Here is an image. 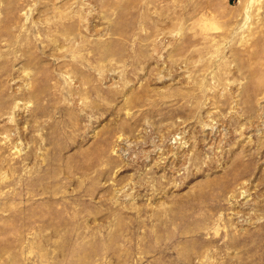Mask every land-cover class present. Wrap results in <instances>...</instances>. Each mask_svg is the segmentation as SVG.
Returning <instances> with one entry per match:
<instances>
[{
    "label": "rangeland",
    "instance_id": "obj_1",
    "mask_svg": "<svg viewBox=\"0 0 264 264\" xmlns=\"http://www.w3.org/2000/svg\"><path fill=\"white\" fill-rule=\"evenodd\" d=\"M0 264H264V0H0Z\"/></svg>",
    "mask_w": 264,
    "mask_h": 264
}]
</instances>
